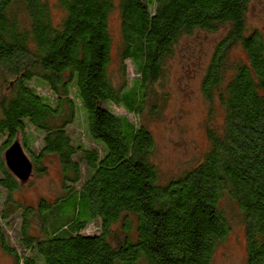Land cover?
Segmentation results:
<instances>
[{
    "label": "trees",
    "instance_id": "16d2710c",
    "mask_svg": "<svg viewBox=\"0 0 264 264\" xmlns=\"http://www.w3.org/2000/svg\"><path fill=\"white\" fill-rule=\"evenodd\" d=\"M54 2L62 11L56 23L47 0H0V250L13 264H213L236 217L245 264H264V36L247 29L251 0ZM114 9L123 78L116 86L108 73ZM196 30L224 32L200 83L223 118L212 125L209 108L202 159L160 183L145 123L159 116L166 96L154 98L153 88L163 86L165 61L179 40ZM234 48L240 60H230ZM126 60L134 72L129 83ZM78 111L93 146L74 143L68 132ZM28 129L41 135L39 147ZM18 135L32 172L44 175L45 159L57 157L54 199L33 205L12 198L22 184L4 152ZM92 223L97 232L85 233Z\"/></svg>",
    "mask_w": 264,
    "mask_h": 264
},
{
    "label": "rangeland",
    "instance_id": "374dc122",
    "mask_svg": "<svg viewBox=\"0 0 264 264\" xmlns=\"http://www.w3.org/2000/svg\"><path fill=\"white\" fill-rule=\"evenodd\" d=\"M54 23L60 20L62 11L54 0H47ZM109 31L112 36L110 49L111 61L108 65V73L112 83L119 85L121 76V63L118 58L120 46V19L117 9L111 12L108 19ZM248 31L259 29L264 36V0H251L246 16ZM224 34L223 30L216 33H207L200 30L194 31L189 36H182L174 49L171 57L164 64L165 81L162 87H154L156 97L166 96L163 106L158 109L159 116L149 119L145 123L155 142V152L152 162L156 166L158 181L164 183L170 178L176 177L185 170L199 162L207 151L209 144L205 135L204 126L209 117V108L213 109L212 125H220L223 112L217 101L212 105L207 103L200 91V83L204 71L211 59L215 44ZM243 52L234 48L230 52V60H240ZM128 83L134 76L131 63H124ZM45 90V89H43ZM4 86L0 82V95ZM46 94V90L43 91ZM152 99V98H151ZM155 101V99L149 102ZM157 102V100H156ZM108 107L117 115H125L122 107L109 104ZM130 120L139 121L131 114H126ZM78 119L69 126L68 132L74 143L82 142L87 146H93L85 132L84 117L78 111ZM209 124V123H208ZM36 139L35 147L40 146L41 135L34 129L27 130ZM3 137L0 138V142ZM23 146L21 136H17ZM3 155V154H2ZM46 173L44 175L32 172L29 180L20 185L12 198L25 204L37 203L39 197L52 200L60 194L61 171L56 156H51L44 161ZM5 198V191L0 190V207ZM225 205V203L223 202ZM19 211L11 215L12 225L7 230L11 240L17 237L19 226ZM233 209L229 210L232 218ZM36 222V221H34ZM85 233L97 232V224L88 225ZM213 264H245V234L243 225L235 217L232 220L231 231L227 237L215 248L212 258ZM0 264H13L10 256L0 250Z\"/></svg>",
    "mask_w": 264,
    "mask_h": 264
},
{
    "label": "water",
    "instance_id": "95a60500",
    "mask_svg": "<svg viewBox=\"0 0 264 264\" xmlns=\"http://www.w3.org/2000/svg\"><path fill=\"white\" fill-rule=\"evenodd\" d=\"M4 160L7 168L21 184L28 181L32 174V164L17 139L5 150Z\"/></svg>",
    "mask_w": 264,
    "mask_h": 264
}]
</instances>
